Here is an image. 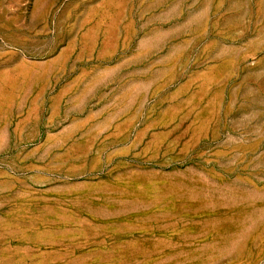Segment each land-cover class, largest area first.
Returning <instances> with one entry per match:
<instances>
[{"label": "rangeland", "instance_id": "374dc122", "mask_svg": "<svg viewBox=\"0 0 264 264\" xmlns=\"http://www.w3.org/2000/svg\"><path fill=\"white\" fill-rule=\"evenodd\" d=\"M0 264H264V0H0Z\"/></svg>", "mask_w": 264, "mask_h": 264}]
</instances>
